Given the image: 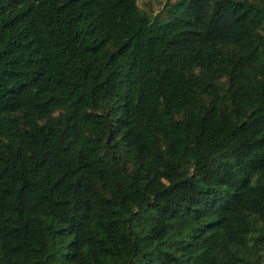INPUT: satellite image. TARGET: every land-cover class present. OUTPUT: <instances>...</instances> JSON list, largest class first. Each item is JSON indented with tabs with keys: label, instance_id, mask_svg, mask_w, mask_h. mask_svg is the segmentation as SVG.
Segmentation results:
<instances>
[{
	"label": "trees",
	"instance_id": "16d2710c",
	"mask_svg": "<svg viewBox=\"0 0 264 264\" xmlns=\"http://www.w3.org/2000/svg\"><path fill=\"white\" fill-rule=\"evenodd\" d=\"M0 0V264H264V0Z\"/></svg>",
	"mask_w": 264,
	"mask_h": 264
},
{
	"label": "rangeland",
	"instance_id": "374dc122",
	"mask_svg": "<svg viewBox=\"0 0 264 264\" xmlns=\"http://www.w3.org/2000/svg\"><path fill=\"white\" fill-rule=\"evenodd\" d=\"M175 0H137L140 8L146 10L152 17L163 16L164 6L167 2L173 3Z\"/></svg>",
	"mask_w": 264,
	"mask_h": 264
}]
</instances>
